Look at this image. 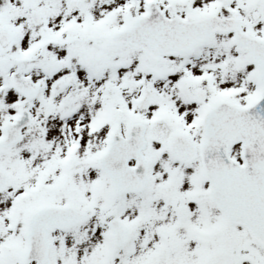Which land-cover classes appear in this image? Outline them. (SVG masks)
Returning <instances> with one entry per match:
<instances>
[{"label": "snow or ice", "instance_id": "1", "mask_svg": "<svg viewBox=\"0 0 264 264\" xmlns=\"http://www.w3.org/2000/svg\"><path fill=\"white\" fill-rule=\"evenodd\" d=\"M0 264H264V0H0Z\"/></svg>", "mask_w": 264, "mask_h": 264}]
</instances>
